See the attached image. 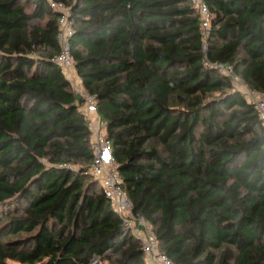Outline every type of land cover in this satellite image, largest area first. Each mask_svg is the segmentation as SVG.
Wrapping results in <instances>:
<instances>
[{
  "label": "trees",
  "instance_id": "trees-1",
  "mask_svg": "<svg viewBox=\"0 0 264 264\" xmlns=\"http://www.w3.org/2000/svg\"><path fill=\"white\" fill-rule=\"evenodd\" d=\"M50 0H0V264H149L90 174L83 100L51 59ZM134 220L172 264H264V0H53ZM210 214L217 241L203 237ZM96 261V264H97Z\"/></svg>",
  "mask_w": 264,
  "mask_h": 264
},
{
  "label": "built area",
  "instance_id": "built-area-1",
  "mask_svg": "<svg viewBox=\"0 0 264 264\" xmlns=\"http://www.w3.org/2000/svg\"><path fill=\"white\" fill-rule=\"evenodd\" d=\"M192 3L199 14L202 29V51H205L210 34L211 13L204 0H192ZM49 5L58 15L59 31L57 33V41L60 47L59 53L51 61L61 68L73 90L82 97L83 113L88 119L92 131L93 159L90 174L99 182L104 195L111 201L115 211L123 217L125 225L141 241V248L146 254L148 263L172 264L167 255L160 250L159 242L152 235L150 225L142 219H138L136 222L131 214L130 204L127 201L125 189L122 186L117 164L111 156V143L106 138L97 115L95 96L82 87L80 78L74 69L69 43L73 33L71 9L59 1L50 0ZM213 67L221 75L227 76L232 80L234 86L243 93L247 101L256 109L259 118L264 124V92L248 87L239 76L233 74L231 65L213 64ZM96 261L94 260L92 264H96Z\"/></svg>",
  "mask_w": 264,
  "mask_h": 264
},
{
  "label": "rangeland",
  "instance_id": "rangeland-1",
  "mask_svg": "<svg viewBox=\"0 0 264 264\" xmlns=\"http://www.w3.org/2000/svg\"><path fill=\"white\" fill-rule=\"evenodd\" d=\"M202 234H203V237L209 239L212 242L217 241V228L213 225L212 217L210 214H206L202 217ZM6 263L7 264H19L13 261H7ZM97 264H107V262L105 260H98Z\"/></svg>",
  "mask_w": 264,
  "mask_h": 264
}]
</instances>
